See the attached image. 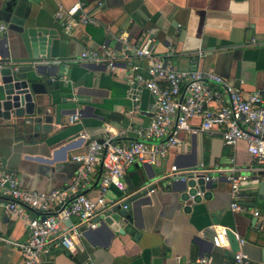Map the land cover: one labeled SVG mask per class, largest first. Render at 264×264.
Returning <instances> with one entry per match:
<instances>
[{
    "label": "crops",
    "instance_id": "obj_1",
    "mask_svg": "<svg viewBox=\"0 0 264 264\" xmlns=\"http://www.w3.org/2000/svg\"><path fill=\"white\" fill-rule=\"evenodd\" d=\"M75 1L84 4L96 24H81L67 32L54 14L58 4L68 7ZM19 9L33 26L45 31L51 43L42 45L38 35H26L17 40L13 54L24 61L64 66L61 76L51 79L57 85H46L48 93L37 100V106L50 105L58 113L50 131L34 135L20 119L0 117V167L12 171L23 189L49 193L68 188L79 167L73 156L83 153L88 141L80 138L81 133L126 143L153 117V97L134 82L127 67L94 70L88 63L73 62L84 49L102 44L121 49L122 34L129 46L152 38L153 53L169 57L178 70L212 71L243 93L259 91L264 96V0H20ZM140 65L147 76L146 61ZM84 96L90 100V113L70 123L69 117L85 106ZM200 122L197 116L191 118L188 128L178 133L177 144L155 164L128 166L122 178L124 189L110 187L109 196L116 199L123 190L153 188L149 203L137 208L139 228L134 236L112 234L100 226L72 237L71 248L49 242L43 259L54 264H234L230 252L212 241L215 226H223L243 241L239 250L251 264H264V170L255 167L244 140L226 145L216 130H201ZM193 164L200 171H220H214L216 186L210 189V197L185 210L168 176L173 165L183 173ZM231 167L236 176L244 177L236 198L238 210L230 205ZM99 173L97 165L85 190L88 195L96 193ZM75 222L72 217L60 224ZM26 233L25 221L7 213L0 199V264H22L18 246Z\"/></svg>",
    "mask_w": 264,
    "mask_h": 264
},
{
    "label": "built area",
    "instance_id": "obj_2",
    "mask_svg": "<svg viewBox=\"0 0 264 264\" xmlns=\"http://www.w3.org/2000/svg\"><path fill=\"white\" fill-rule=\"evenodd\" d=\"M80 1L66 7L58 4L55 18L67 32L81 24H96L91 12L84 9ZM6 26L0 23V33ZM124 43L119 50L105 44L95 49H84L73 60L78 63L102 64L113 71L117 65L127 67L126 72L133 76L134 82L149 91L154 100V114L148 124L135 131L136 138L126 143L100 142L86 132L80 138L87 139L83 153L73 156L79 162L74 184L66 189H54L49 193L23 189L17 176L0 167V199L7 213L22 218L26 224V238L18 246L22 264H38L43 261L46 246L51 241L72 247L71 238L81 236L85 230L97 228L102 209L116 202L109 196L110 187L124 189L122 181L125 170L135 163L155 164L167 149L178 142L177 135L188 128V121L199 117L200 128L204 131L216 130L226 145L234 146L244 140L249 153L255 160V167L264 170V96L262 92L243 93L231 86L223 77L212 71L178 70L173 67L169 57L153 53L154 42L146 38L139 46ZM250 43L254 44L252 38ZM141 61L147 63V76L141 73ZM211 104H215L214 107ZM81 118L77 111L69 117V122ZM101 164L97 191L94 195L85 193L95 166ZM173 172L177 166H171ZM229 168L227 179L231 183L232 209L238 210L236 198L240 180L244 177L234 174ZM220 171L219 168L207 172ZM214 179V176H213ZM212 179V180H213ZM153 191V189L151 190ZM34 209L38 215L30 216L27 209ZM259 215L258 211L254 212ZM41 216H44L41 219ZM74 217L76 222L61 226V222ZM213 244L230 250L226 236L227 228L215 226ZM238 239V238H237ZM239 245L243 242L238 240ZM209 262V259H201ZM234 264H251L248 255L237 251L233 255Z\"/></svg>",
    "mask_w": 264,
    "mask_h": 264
},
{
    "label": "water",
    "instance_id": "obj_3",
    "mask_svg": "<svg viewBox=\"0 0 264 264\" xmlns=\"http://www.w3.org/2000/svg\"><path fill=\"white\" fill-rule=\"evenodd\" d=\"M19 2L20 0L0 1V23L6 26V30L0 33V117L18 118L25 130L37 135L40 130L50 131L52 122L58 120V113L53 106H37V100L48 93L46 85L51 83L54 86L57 85V82H52L51 79L57 75L61 76L64 66L53 61L49 63H38V60L24 61L13 54L17 40L20 37L26 38V35L32 37L38 35L42 45L51 43V39L44 36L46 33L43 29L36 28L26 16H23L25 13L23 14L24 11L19 9ZM46 57L49 58L50 53H47ZM25 62L28 64L25 65ZM87 65L94 70L106 69L102 64L88 63ZM81 100L86 104L78 112L81 117H84L91 111V106L88 105L90 100L86 96ZM99 141L102 142V140ZM198 168H200L199 165L196 169L193 164L183 173H177V171L168 176L172 188L179 192V198L184 202L185 210H188L193 202L198 203L201 199H208L211 195L210 189L216 186L212 180L215 173L200 171ZM99 176L100 173L95 183L98 182ZM152 189L151 186H138L123 190L122 196L116 199L114 204L102 209L101 215L97 218L99 221L97 227L105 226L112 234L127 232L134 236L139 228L136 220L137 208L139 205L149 203V194ZM29 209L35 211L32 208ZM43 218L44 216H41V219ZM226 236L230 246L229 252L233 257L240 249L239 242L231 230H227ZM38 264H54V261L44 259Z\"/></svg>",
    "mask_w": 264,
    "mask_h": 264
}]
</instances>
